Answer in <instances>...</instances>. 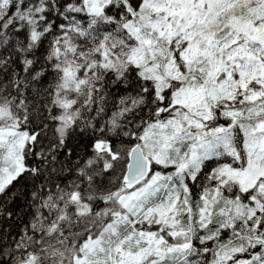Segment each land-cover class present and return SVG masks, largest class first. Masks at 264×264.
I'll return each mask as SVG.
<instances>
[{
	"label": "snow or ice",
	"instance_id": "1",
	"mask_svg": "<svg viewBox=\"0 0 264 264\" xmlns=\"http://www.w3.org/2000/svg\"><path fill=\"white\" fill-rule=\"evenodd\" d=\"M0 264H264V0H0Z\"/></svg>",
	"mask_w": 264,
	"mask_h": 264
}]
</instances>
